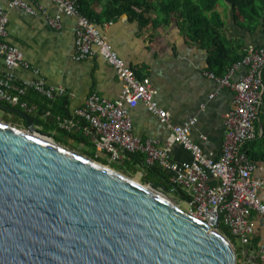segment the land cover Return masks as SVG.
Listing matches in <instances>:
<instances>
[{"label":"water","instance_id":"water-1","mask_svg":"<svg viewBox=\"0 0 264 264\" xmlns=\"http://www.w3.org/2000/svg\"><path fill=\"white\" fill-rule=\"evenodd\" d=\"M0 122V264H237L168 193Z\"/></svg>","mask_w":264,"mask_h":264},{"label":"built area","instance_id":"built-area-1","mask_svg":"<svg viewBox=\"0 0 264 264\" xmlns=\"http://www.w3.org/2000/svg\"><path fill=\"white\" fill-rule=\"evenodd\" d=\"M7 1L9 9L20 8L30 15L37 13L31 5L33 0ZM51 1L60 13L77 19L75 60L82 62L101 57L115 69L124 84L119 99L114 102L93 94L74 116L56 117L58 129L66 133H83L111 164L121 163L128 155L136 154L144 155L148 166L159 164L169 174L170 182L187 197L191 216L211 229L219 225L220 231L223 226L240 244L239 252L236 243L233 244L238 255L237 264H264V245L256 251L252 246L257 221L264 222V204L259 197L264 179L253 177L258 164L243 151L260 134L256 123L263 105L264 46L250 47L242 61L234 64L224 76L209 75L221 88H229L235 93L233 108L226 117L220 159L205 153L192 140L195 119L170 127L172 133L162 149L157 141H143L134 135L129 114L130 109L143 104L161 123L169 124L170 115L161 108L151 79L138 77L118 56L107 37L83 15L76 0ZM9 21L7 10L0 9V61L4 65V71L0 69V102L21 108L28 114L37 113L36 107L23 100L32 92L45 99L51 109L55 102L66 99L68 93L62 87L49 85L40 71L26 61L23 53L9 44ZM49 25L57 30L62 28L59 18L49 20ZM239 67H245L247 73L234 82ZM18 68L30 71L34 78L20 81L15 74ZM53 117L51 110L43 114L46 120ZM177 144L192 154V162L178 164L172 161L170 153ZM211 180L216 181L217 186L211 185Z\"/></svg>","mask_w":264,"mask_h":264},{"label":"crops","instance_id":"crops-1","mask_svg":"<svg viewBox=\"0 0 264 264\" xmlns=\"http://www.w3.org/2000/svg\"><path fill=\"white\" fill-rule=\"evenodd\" d=\"M82 1L85 11L97 16L102 15L107 3L106 0ZM31 5L36 15H30L20 8L9 9L8 1L0 0V9L7 10L10 19L7 41L23 53L26 61L40 71L41 77L49 85L67 91V98L62 100L66 101L69 114L74 116L93 94L113 102L118 100L124 84L105 59L75 60L77 19L60 13L51 0H33ZM218 12L227 25L223 36L230 42V47L237 48L242 44L248 50L252 46H264V31L259 30L251 35L236 26L234 14L228 7L219 6ZM57 18L62 22L59 30L49 25V20ZM96 26L138 77L151 79L161 108L170 115L167 125L161 123L143 104L130 109L134 135L143 141H157L163 149L172 133L170 127L195 119L197 123L191 133L192 140L205 153L213 154L219 160L225 140L226 117L233 108L235 93L229 88H221L209 78L211 73L221 75L210 70L208 51L187 42L175 20L167 27L154 29L123 16L111 22L102 21ZM0 69L4 71L1 61ZM246 73L245 67H239L233 81H238ZM15 74L20 81L34 78L30 71L22 68L16 69ZM97 156L108 159L98 151ZM170 156L178 164L193 160L192 154L180 144L173 146ZM253 177L264 179L263 163L258 164ZM210 184L217 186L214 180ZM259 197L264 204V187ZM260 245H264V222L258 220L253 240L254 251Z\"/></svg>","mask_w":264,"mask_h":264},{"label":"trees","instance_id":"trees-1","mask_svg":"<svg viewBox=\"0 0 264 264\" xmlns=\"http://www.w3.org/2000/svg\"><path fill=\"white\" fill-rule=\"evenodd\" d=\"M76 1L83 15L96 25L102 21L111 22L128 16L130 21H137L142 26L158 29L169 26L175 20L187 42L195 43L199 48L208 51L210 70L221 76L226 74L234 64L242 61L247 49H244L242 44H239L237 48L230 47V42L224 38L223 31L227 25L218 12L220 2L223 1L229 6V10L234 14L235 24L241 30L251 35L259 30L264 31V0H106L107 3L100 16L85 11L82 0ZM23 100L38 109L37 113H29V115L34 119L35 125L42 132L51 135L57 144L71 150L84 146L87 149L84 155L89 159L105 166L111 164L108 159L97 156L96 147L82 133H66L58 129L56 117H72L67 111L66 101L59 100L50 109L49 103L35 93H29ZM49 110L54 117L43 119V114ZM0 112L12 118L5 119L7 123L19 129H28L26 120L19 114V112L27 114L28 112L3 102H0ZM256 128L260 132L258 138L248 143L243 151L257 164H264V94ZM112 168L129 178L140 177L142 184H153L181 202H187L183 191L170 182L169 174L159 164L148 166L142 154L128 155L121 163L112 164ZM220 232L233 244L236 243L230 232L223 226Z\"/></svg>","mask_w":264,"mask_h":264},{"label":"rangeland","instance_id":"rangeland-1","mask_svg":"<svg viewBox=\"0 0 264 264\" xmlns=\"http://www.w3.org/2000/svg\"><path fill=\"white\" fill-rule=\"evenodd\" d=\"M219 6H223V7L226 6V7L229 8V6H228L226 3H224L223 1L220 2ZM219 6H218V9H219ZM5 119H8V120H9V119H12V118L7 117L6 114L3 113V112H0V122H3V123H6V124H8V125H11V126H13V127H16V126L12 125L11 123H7V122L5 121ZM20 129H22V130H27V129H23V128H20ZM52 140L55 142V140H54L53 138H52ZM58 145H60V144H58ZM60 146H62L63 148H65V149H67V150H70V151H72V152H74V153H76V154H79V155H82V156L87 157L86 155H84V152L87 151L86 147H84V146H78L75 150H71L70 148H68V147H66V146H64V145H60ZM102 156H103V155H102ZM104 156H105V155H104ZM87 158H88V157H87ZM106 166L109 167V168H112V164H109V165H106ZM112 169H113V168H112ZM114 170H115V169H114ZM116 171H117V170H116ZM132 179H134L135 181L141 183L140 177H135V178H132ZM168 196H169V198H170L172 201H174L176 204H178V205L181 207V209H182L183 211H185L186 213L190 214V208H189V206H188L185 202H181V201L178 200L176 197H174L172 194H168ZM235 245L237 246V250H238V252H239L240 244L237 242ZM239 254H240V253H239Z\"/></svg>","mask_w":264,"mask_h":264}]
</instances>
